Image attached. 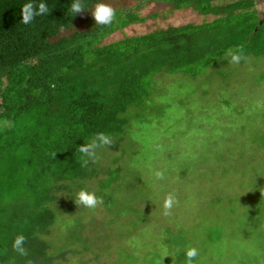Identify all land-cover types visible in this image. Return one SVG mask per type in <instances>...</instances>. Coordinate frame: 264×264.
Instances as JSON below:
<instances>
[{"label":"trees","instance_id":"1","mask_svg":"<svg viewBox=\"0 0 264 264\" xmlns=\"http://www.w3.org/2000/svg\"><path fill=\"white\" fill-rule=\"evenodd\" d=\"M135 1L100 26L90 12L99 0H79L78 14L71 12L77 0H44L48 13L27 25L21 11L29 0H0V264L65 263L64 247L51 242L54 205L81 188L109 202L105 192L118 182L120 164L105 172L101 150L124 142L127 115L148 106L158 77H197L241 49L244 59L264 55L258 0ZM151 3L214 19L106 43L145 23L140 12ZM99 132L111 144L84 165L77 148ZM18 235L23 255L12 247ZM66 240L67 248L79 242Z\"/></svg>","mask_w":264,"mask_h":264},{"label":"rangeland","instance_id":"2","mask_svg":"<svg viewBox=\"0 0 264 264\" xmlns=\"http://www.w3.org/2000/svg\"><path fill=\"white\" fill-rule=\"evenodd\" d=\"M257 7L264 13V0ZM140 14L145 23L106 43L214 19L163 3ZM127 122L119 148L100 154L105 172L120 164L109 202L90 210L71 196L54 205L51 242L64 247V264H183L187 247L198 249L199 264H264V55L226 57L197 77L160 76ZM169 194L176 203L165 214ZM69 237L79 242L67 248Z\"/></svg>","mask_w":264,"mask_h":264},{"label":"clouds","instance_id":"3","mask_svg":"<svg viewBox=\"0 0 264 264\" xmlns=\"http://www.w3.org/2000/svg\"><path fill=\"white\" fill-rule=\"evenodd\" d=\"M49 9L44 0H29L22 7L21 15H22V23L30 24L37 16L46 15ZM84 11L79 0L73 3L71 6V12L73 14H78ZM92 17L94 18L95 24L100 26H108L113 24L116 19V11L113 7L103 2V0H99L96 3L95 7L90 11ZM230 59V63L238 64L244 57L243 52L241 50H237V52L232 53L229 52L226 54ZM111 144V137L108 134L103 132H99L95 134L89 143L82 144L78 146L77 151L81 154L80 159L84 165H87L89 160L95 161L98 159L97 150L101 149L107 145ZM56 154L53 153V156ZM158 178H162L161 173H157ZM73 201L77 206H83L87 209H95L98 205L102 204L103 198L98 196L95 191H89L88 189L81 188L79 191L74 193ZM176 203L175 198L169 194L165 197L163 202V208L165 210V214H168L169 210H171ZM25 237L23 235H18L14 239L12 243V247L19 252L20 254H25ZM184 262L183 264H199V251L195 247H187L183 252ZM170 257V256H165Z\"/></svg>","mask_w":264,"mask_h":264}]
</instances>
